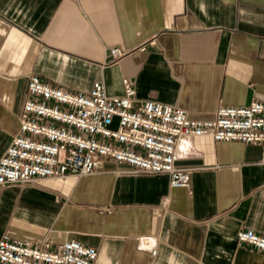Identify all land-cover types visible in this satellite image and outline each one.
<instances>
[{
  "label": "crops",
  "instance_id": "1",
  "mask_svg": "<svg viewBox=\"0 0 264 264\" xmlns=\"http://www.w3.org/2000/svg\"><path fill=\"white\" fill-rule=\"evenodd\" d=\"M112 46L129 51L108 63ZM31 74L71 92L99 80L109 95L127 77L136 104L194 119L264 103V0H0V156ZM259 156L255 144L198 136L177 160L195 167L190 188L112 162L86 177L0 186V237L49 249L74 239L96 249L94 264H264V252L236 241L240 229L264 233ZM141 235L157 238L155 256Z\"/></svg>",
  "mask_w": 264,
  "mask_h": 264
},
{
  "label": "built area",
  "instance_id": "2",
  "mask_svg": "<svg viewBox=\"0 0 264 264\" xmlns=\"http://www.w3.org/2000/svg\"><path fill=\"white\" fill-rule=\"evenodd\" d=\"M139 49H144L140 46ZM128 49L112 46L108 63ZM123 93L109 95L96 80L88 92L54 87L31 74L18 116V130L0 156V186L23 185L36 179L77 178L104 171L106 162L125 164L119 172L165 174L170 187L190 188L191 166H179L182 148L193 138L239 141L259 146L264 164V103L219 104L212 117L191 118L179 106L145 99L135 103L132 81L122 78ZM238 245L264 252V233L240 229ZM139 248L151 256L157 238L137 237ZM97 251L74 239L53 249L27 241L0 237V262L5 264H94Z\"/></svg>",
  "mask_w": 264,
  "mask_h": 264
}]
</instances>
